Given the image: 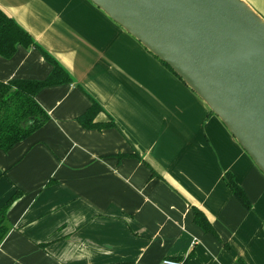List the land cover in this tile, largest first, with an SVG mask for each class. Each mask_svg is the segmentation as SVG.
Instances as JSON below:
<instances>
[{"label":"crops","instance_id":"0c3cea01","mask_svg":"<svg viewBox=\"0 0 264 264\" xmlns=\"http://www.w3.org/2000/svg\"><path fill=\"white\" fill-rule=\"evenodd\" d=\"M244 1L264 20V0ZM0 9L71 79L36 95L45 126L0 152V208L22 192L0 264H264V175L193 91L89 0ZM51 71L37 49L0 57V82ZM89 97L110 127L80 126Z\"/></svg>","mask_w":264,"mask_h":264},{"label":"water","instance_id":"95a60500","mask_svg":"<svg viewBox=\"0 0 264 264\" xmlns=\"http://www.w3.org/2000/svg\"><path fill=\"white\" fill-rule=\"evenodd\" d=\"M207 106L264 175V20L244 0H89Z\"/></svg>","mask_w":264,"mask_h":264},{"label":"trees","instance_id":"16d2710c","mask_svg":"<svg viewBox=\"0 0 264 264\" xmlns=\"http://www.w3.org/2000/svg\"><path fill=\"white\" fill-rule=\"evenodd\" d=\"M18 47L39 50L44 60L52 66V71L42 81L11 80L0 82V152L4 153L9 152L15 145L25 141L48 122L49 116L36 102V95L45 88L71 83L69 75L59 63L42 50L26 31L0 9V57L4 59L12 58ZM159 62L174 74L167 65L161 61ZM90 100V108L78 118L80 126L86 130L110 127V124H99L94 121L96 115L103 112V110L92 98ZM225 181L233 195L243 205L247 206V200L242 190L229 175L225 176ZM21 196L22 192L17 191L0 208V244L9 231L7 212ZM193 212L195 223L205 233L214 234L211 224L205 219L204 215L198 210ZM189 258L190 256L185 261H176L189 264Z\"/></svg>","mask_w":264,"mask_h":264},{"label":"built area","instance_id":"2783aa9c","mask_svg":"<svg viewBox=\"0 0 264 264\" xmlns=\"http://www.w3.org/2000/svg\"><path fill=\"white\" fill-rule=\"evenodd\" d=\"M159 264H182V263L172 259H163Z\"/></svg>","mask_w":264,"mask_h":264}]
</instances>
